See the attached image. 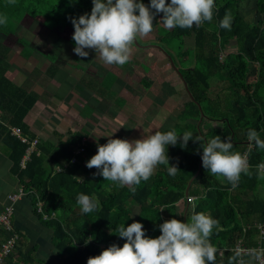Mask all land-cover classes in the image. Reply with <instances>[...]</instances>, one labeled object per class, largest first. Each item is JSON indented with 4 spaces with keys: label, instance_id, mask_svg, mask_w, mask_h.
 Wrapping results in <instances>:
<instances>
[{
    "label": "trees",
    "instance_id": "1",
    "mask_svg": "<svg viewBox=\"0 0 264 264\" xmlns=\"http://www.w3.org/2000/svg\"><path fill=\"white\" fill-rule=\"evenodd\" d=\"M253 1L257 11L264 15V0ZM238 2L214 0L212 21L199 27L171 29L177 41L182 37L192 38V48L182 54L183 59L192 57L190 67L179 66L166 45L149 40L158 26L157 18L152 32L136 41V45L159 49L182 86V93L174 106V123L154 132L174 130L180 134L191 131L194 136L201 137V143L189 140L187 147L182 148L178 140L175 146H167L170 165H176L180 170L171 176L168 166L158 165L147 181L142 180L135 186V192L128 186L104 180L102 175H94L98 170L86 167V162L97 152V143L87 140L88 134L83 129L67 132L68 137L58 136L55 143L47 139L36 140L35 150L29 153L24 167L20 166L22 157L36 137L25 120L27 113L41 95L47 96L45 91L37 94L31 90L30 84L37 77L42 79V84L47 83L65 61V56L42 52L18 39L23 58L39 53L48 60V65L41 73L32 70L21 84H16L6 75L11 44L0 41V149L10 162L9 173L18 185L23 186L33 214L50 229L54 254L61 264H87L89 257L99 255L111 244L122 246L125 240L114 232L118 225L127 226L135 220L133 208H137L136 217L148 237H158L161 234L159 224L165 220H190L194 202L195 212L211 215L223 228L219 232L214 229L210 238L214 246L230 248L248 224L247 242L253 243L257 230L252 224L264 222V174L257 173V166L264 164V150L253 147L248 152L247 132L255 129L264 139V25L260 21L249 23L244 20ZM143 3L147 5L150 0H143ZM92 6V0H16L14 5L8 0H0V15H6L9 20L6 26H0V33L14 36L20 27V17L39 14L48 28L66 27L73 35L70 17L90 14ZM226 14L232 17L230 30L219 26ZM248 62L255 67L252 81L247 80ZM114 79L113 74L102 77L82 72L78 81L102 101L116 104L118 99L112 98L111 90ZM92 110V106L85 103L80 110L81 117L88 118ZM11 127L19 128L27 142L11 134ZM216 135L222 140L230 138L232 151L248 153L252 175L241 174L236 188L202 166V147ZM77 146L82 147L79 153L74 152ZM193 175L185 197L187 182ZM79 194L95 197L99 201L98 209L82 214L77 204ZM188 197H192L191 202ZM37 202L41 203V212H37ZM179 202L182 209L177 211ZM15 231L19 237L18 246L6 258V264H41V260L34 259L35 248H31V252L21 251V234ZM10 234L0 228L2 241ZM233 253L225 250L222 257L217 255V264H227ZM12 257L16 261L13 262ZM244 259L246 264L250 260L247 256ZM251 264H255L253 259Z\"/></svg>",
    "mask_w": 264,
    "mask_h": 264
},
{
    "label": "clouds",
    "instance_id": "2",
    "mask_svg": "<svg viewBox=\"0 0 264 264\" xmlns=\"http://www.w3.org/2000/svg\"><path fill=\"white\" fill-rule=\"evenodd\" d=\"M14 5L16 0H8ZM90 14L70 17L74 27L72 39L75 42L74 53L81 57L89 56L88 50L108 65L124 66L129 63L133 45L140 38L146 37L153 30L154 19L162 14L161 21L171 30L199 27L213 19L214 0H92ZM9 20L0 15V26H6ZM232 17L225 15L220 27L230 30ZM96 135L97 152L87 162L86 167L95 168L104 180L128 186L136 191L141 181H147L158 165L168 166V174L175 176L180 170L170 165L167 146H175L180 142L182 148L187 147L189 140L199 141L201 137L193 132L185 131L178 134L174 130L156 131L154 134L136 140L111 138L107 143L100 144ZM248 152L255 147L264 150V139L259 132L249 129ZM202 166L213 176L222 177L232 188L239 184L241 174L251 176L248 153L234 152L230 138L224 140L219 135L208 140L202 147ZM257 173L264 174V164L257 166ZM223 182V181H222ZM191 202V198H190ZM77 204L82 214L92 213L99 207L95 197L85 194L77 196ZM190 220L171 218L159 224L160 235L148 237L140 221H133L125 226L120 224L115 234L124 239L122 246L113 243L102 250L99 255L89 257L87 264H217L219 249L211 242V236L223 231L220 222L211 215L195 212ZM87 243V241H86ZM222 257L223 253L219 252ZM264 249L245 250L236 248L228 257L227 264H246L245 256L260 260ZM264 264V260H261Z\"/></svg>",
    "mask_w": 264,
    "mask_h": 264
},
{
    "label": "rangeland",
    "instance_id": "3",
    "mask_svg": "<svg viewBox=\"0 0 264 264\" xmlns=\"http://www.w3.org/2000/svg\"><path fill=\"white\" fill-rule=\"evenodd\" d=\"M238 10L240 15L247 22L254 23L260 21L262 25H264V15L260 14L257 11L253 0H239ZM161 17L162 14H158L156 18L159 21ZM19 19L22 20V24L19 25L20 27L14 36L9 35L8 37L4 38L6 35L0 33V36H3V38L5 39L4 41H7L12 45L15 44L12 53L8 57V60L10 64L14 66L15 72H17L18 75L19 73H22L24 71L26 72L31 68V64L29 65L28 62L19 57V50L22 46L18 42V39L29 43H37V41L39 40L40 42H42L40 44L41 48L44 50H48L51 52L57 50L64 51L67 54L66 59L68 60V64H71L72 66L76 65V59L74 58L73 51L74 47L68 45L70 34H72V31L69 28H55L52 30L50 35H43L39 32L40 28L43 26L44 21V18L41 15L34 14L30 17L23 15ZM159 22L160 26H164L161 21ZM164 28L165 29H160L163 31L161 35H158L157 33H155V31H153V34H150L149 36V40L152 42H160L166 45V47L174 54L179 66H192L193 60L191 56L186 59L182 58L183 52L185 50L191 49L193 41L192 38L186 39L185 41H177L174 38L173 32L167 29L165 26ZM72 42L75 44L74 40H72ZM167 61L168 60H166L163 56H160L156 51L146 50L142 54L138 53L137 55H134L131 59V65L129 67V76L130 74L132 75V73L135 74V76L131 77L132 91L134 95L138 97L135 99V102L133 101V103H130V108L133 109L132 106L135 105L139 107L148 105L145 106V108H149L150 102L152 101V91L149 89L148 85L145 82H142L143 85H141L140 87L137 86L139 79L136 76L140 75V77H145V80L148 83L154 84V87L159 90L158 96H161L162 100L165 101V106L168 108V110H166L169 111V116L167 115L168 121L164 123L162 127H171L174 123V106L177 102L178 97H180L179 94L182 93L181 82L178 81L177 77H174L173 72H171L168 68L169 64L167 63ZM140 67H145L146 69H148L149 76H145L140 70ZM69 76L71 77L69 82V84L71 85L69 96H71V98L73 99L75 98V100L78 97L77 102L75 101L77 105L81 101V96L86 95V98L91 97V95L89 96V93H87L86 91L82 92V88L76 83V75L74 73ZM254 76V64L248 62L247 80H254ZM161 80H163V82ZM175 91L176 93H174ZM74 108L76 107L74 106ZM74 108L72 109L75 111ZM74 111H72L73 115L69 116L70 118L68 119L65 127H61V129L56 125V129L49 130L53 127L52 124L55 123H50V120L48 121V119L44 121L41 120L39 122V134H41L43 137L49 138L53 142H56V138H58V136L68 137L69 134L67 132H74L78 129H83L88 134L86 139L92 142H96V135L101 136L102 133H109L110 136H115L111 138L126 139V134L124 131L125 129L123 125L125 121L127 122L126 116L117 113L116 116L111 115V119L109 121H106L108 120L107 117H109V114L111 113H99L94 118H92V120H90V123L84 124L85 121H82L78 116H76ZM170 112L173 115H171ZM52 120L54 119L52 118ZM105 121L108 122L107 124H110V126H104L102 122L105 123ZM99 126L103 127V131L98 128ZM139 132L140 134L138 133V136L140 135V137H137L135 139H141L143 137H147L150 134L149 131L146 132L145 130ZM99 139L101 138L99 137ZM9 164V160L0 149V202L4 201L7 194L17 191V188L15 187V178H13L8 171ZM181 209L182 203L179 202V204L177 205V211H180ZM137 211V208H133L132 215L135 218V221H139L136 217ZM11 222L13 227L21 234L19 246L21 247L22 252H26L31 248H35L34 259L41 260V264H61L54 254V249L50 240V229L44 227L35 217L32 212V205L27 197L22 196L18 200L14 201V203H12Z\"/></svg>",
    "mask_w": 264,
    "mask_h": 264
},
{
    "label": "crops",
    "instance_id": "4",
    "mask_svg": "<svg viewBox=\"0 0 264 264\" xmlns=\"http://www.w3.org/2000/svg\"><path fill=\"white\" fill-rule=\"evenodd\" d=\"M26 16L30 17L29 15H26ZM18 21H19V25L22 24L21 19H19ZM53 29L55 28H52V29L48 28L47 26H45L43 22V26L40 28L39 32L42 33L43 35H50ZM160 29H165V28L164 26H160V22H159L158 26L154 30L155 33H157L158 35H161L163 31ZM8 36L9 35H6L4 38ZM4 38L3 36H0V41L8 44L7 41H4L5 40ZM189 38L191 37H182L180 38V40L185 41L186 39H189ZM72 40H73L72 34H70L68 45L75 47V44L72 42ZM23 42L42 52L54 53L56 55L62 54L65 56V61L62 62V64L60 65L59 69L57 70V72L55 73L52 79H50L47 83L42 84L41 83L42 79L40 77H37L30 84V89L37 92V94H41L43 91L47 92V96L41 95L39 97V100L35 103V105L27 113V116L25 119L26 122L29 124L31 131H33V133H35L36 135L34 140L47 139L51 141L49 138L43 137L41 134H39L38 132L40 131L39 122L41 120L44 121L48 119V121L50 120L49 121L50 123H55V124H52L53 127L49 130L56 129L55 128L56 125L57 127H60L61 129V127H65V125L67 124V121L70 118L69 116L73 115L72 111L74 110L72 108H74V106L77 108V109L74 108L75 115L78 116L82 121H85L84 124L90 123V120H92V118H94L99 113H106V112L107 114L111 113L109 114V117H107L108 120L106 121H109L111 119L110 117L111 115L116 116L117 113L126 116L127 122L125 121L123 125L125 129L124 131L126 134V139H129L130 141L136 140L135 138L140 137V135L138 136V133L140 134L139 131L141 132L143 130H145L146 132L149 131L150 134L148 136H150L155 130H158L159 128H166V127H162L163 124L168 121L167 119L169 116V113H168L169 111H166L168 110V108L165 106V101L162 100L161 96H158L159 90H157V88L154 87V84L148 83L145 80V77H142V76L140 77V75L136 76L139 79L137 86L140 87L141 85H143L142 82H145L148 85L149 89L152 91V96H151L152 101L150 102L149 108L147 107L145 108V106H148V105H143L140 107L135 105V106H132L133 109L130 108L131 107L130 103H133V101L135 102V99L138 98L136 95H134L132 91L131 77L135 76V74L132 73V75L130 74L129 76V67L131 65V59L134 55H137L138 53L142 54L146 50H152V51H156L160 56H163L166 60H168L167 57L156 47L146 46L144 44L136 45L135 43L132 48L131 59L129 63L124 66L105 64L99 58V56L95 54L94 50L86 49V51H89V56L87 58H81L74 53V58L76 59V62H75L76 65L72 66L71 64L70 65L68 64V60L66 59L67 54L64 51L57 50V51L51 52L48 50H44L41 48L40 43L42 42H40L39 40L37 41V43H29L25 41ZM14 46L15 44L10 45V50L7 54V60H8L9 55L12 53ZM20 51L21 49L19 50V57L25 60L26 62H28L29 65L31 64V68L27 70L26 72L24 71L22 73H19L18 75L17 72H15L14 66L10 64L8 60L9 67L7 69L6 75L16 84H21L24 81L25 77L29 73L32 72V70H36L41 73L45 70V68L48 65V60L45 57H43L41 54L31 53L28 56V58L25 59L23 58V56H21ZM167 63L169 64L168 68L170 69L171 72H173L174 77H176V74L172 70L169 61H167ZM140 70L145 76H149L148 69H146L145 67H140ZM82 72H86L90 75L96 74L102 77H104L106 74H113L115 76V79L111 84V90L113 91L112 98L114 100L118 99L116 104L102 101L100 97H98L97 95L92 93L89 89L81 85L78 79ZM72 73L76 75V83L82 88V92L86 91L87 93H89V96L91 95V97L89 98H86L85 94H84L85 96H81V101L78 105L76 104L78 97L76 96L77 98L75 100V98L73 99L71 98V96H69L70 88H71L70 87L71 85L69 84L71 77L69 75H72ZM161 81L163 82V80ZM174 93H176V91ZM85 103L90 104L93 108L89 117L86 119L82 118L80 115V110ZM164 112H165V115H164ZM52 118L54 120H52ZM106 121L105 123L102 122V124L104 126L105 125L110 126V124H107L108 122ZM98 128L101 131H103V127L99 126ZM108 136H110L109 133L108 134L102 133V135L100 136L101 139H99V143L100 144L107 143L106 141L109 139ZM112 137H115V136L113 135ZM56 141H57V138H56ZM15 181H16L15 187L17 188L18 182L16 179ZM5 200L6 198L4 199V201L0 202V208L4 203H6Z\"/></svg>",
    "mask_w": 264,
    "mask_h": 264
},
{
    "label": "built area",
    "instance_id": "5",
    "mask_svg": "<svg viewBox=\"0 0 264 264\" xmlns=\"http://www.w3.org/2000/svg\"><path fill=\"white\" fill-rule=\"evenodd\" d=\"M11 134L16 135L20 141L27 142L26 138L21 136L20 130L17 127H11ZM36 140H32L30 143L29 148L26 150L25 155L22 157L20 161V166L24 167L25 160H27L29 153L32 150H35L34 143ZM249 147V145H248ZM82 151L81 146H77L74 149L75 153H79ZM246 153V152H244ZM243 153V154H244ZM73 161V160H72ZM261 165V164H259ZM26 192L23 189L22 185H18L17 191L14 193H9L6 196V203H4L0 208V228H4L7 231H10L11 234L8 238L4 239L3 241L1 238L3 236H0V264H6L5 260L9 256L10 253L15 251V247L18 246V234L15 231L12 222H11V216H12V203L16 201L18 198L25 196ZM190 198L192 200V197H188V201H190ZM37 212H41V203L37 202ZM42 218H46L45 214H41ZM253 227L256 228L257 234L254 238L253 243L247 242V236L245 232L250 227V225H245L242 229L243 234L241 237H239L235 243L230 248H218L219 252H224L225 250H230L234 252L236 248H243L245 250L255 249V250H261L264 249V222H255L252 224ZM218 252V255H219ZM245 258V257H244ZM261 260H264V255L261 256L260 260L253 259L255 264H261ZM12 261H16L14 257H12ZM17 264H21V262H17Z\"/></svg>",
    "mask_w": 264,
    "mask_h": 264
},
{
    "label": "water",
    "instance_id": "6",
    "mask_svg": "<svg viewBox=\"0 0 264 264\" xmlns=\"http://www.w3.org/2000/svg\"><path fill=\"white\" fill-rule=\"evenodd\" d=\"M201 115H202V114H201ZM200 163H201V157H200V159H199V165H200ZM195 175H196V174H195ZM195 175H193V176L188 180V182H187V185H186V188H185V191H184L185 197L188 196V188H189V185H190V183H191V181H192V179L194 178Z\"/></svg>",
    "mask_w": 264,
    "mask_h": 264
}]
</instances>
